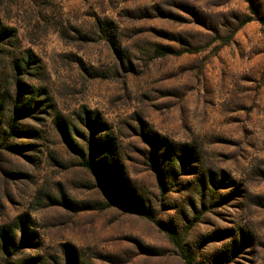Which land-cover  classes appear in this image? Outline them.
<instances>
[{"label": "rangeland", "instance_id": "obj_1", "mask_svg": "<svg viewBox=\"0 0 264 264\" xmlns=\"http://www.w3.org/2000/svg\"><path fill=\"white\" fill-rule=\"evenodd\" d=\"M170 232L264 264V0H0V264H184Z\"/></svg>", "mask_w": 264, "mask_h": 264}, {"label": "trees", "instance_id": "obj_2", "mask_svg": "<svg viewBox=\"0 0 264 264\" xmlns=\"http://www.w3.org/2000/svg\"><path fill=\"white\" fill-rule=\"evenodd\" d=\"M247 22V21H246ZM83 166L85 168H87L89 171H91V173L95 176H97L96 170L92 164V162L90 160H86L84 159L83 162ZM148 219H150V217H146ZM169 239L171 240V242L174 244V246L176 248H178V254L180 256V258L183 260L184 264H194V260L193 258L190 256L189 253H187V251L181 246L180 244V240H178L177 237H175V235L171 234V232L168 234Z\"/></svg>", "mask_w": 264, "mask_h": 264}]
</instances>
